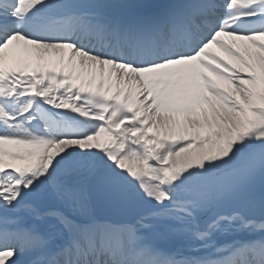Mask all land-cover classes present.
Here are the masks:
<instances>
[{
  "label": "snow or ice",
  "instance_id": "6c2138e0",
  "mask_svg": "<svg viewBox=\"0 0 264 264\" xmlns=\"http://www.w3.org/2000/svg\"><path fill=\"white\" fill-rule=\"evenodd\" d=\"M0 264H264V0H0Z\"/></svg>",
  "mask_w": 264,
  "mask_h": 264
},
{
  "label": "rangeland",
  "instance_id": "374dc122",
  "mask_svg": "<svg viewBox=\"0 0 264 264\" xmlns=\"http://www.w3.org/2000/svg\"><path fill=\"white\" fill-rule=\"evenodd\" d=\"M145 1H147V0H139V3L140 2H145ZM224 240H225V242H229V238L228 237H224Z\"/></svg>",
  "mask_w": 264,
  "mask_h": 264
}]
</instances>
